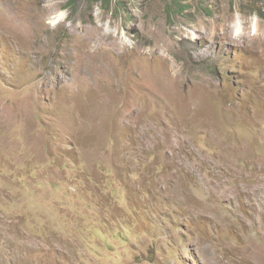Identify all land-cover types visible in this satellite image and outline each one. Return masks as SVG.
<instances>
[{
	"label": "rangeland",
	"instance_id": "rangeland-1",
	"mask_svg": "<svg viewBox=\"0 0 264 264\" xmlns=\"http://www.w3.org/2000/svg\"><path fill=\"white\" fill-rule=\"evenodd\" d=\"M69 2L0 0V264H264V0Z\"/></svg>",
	"mask_w": 264,
	"mask_h": 264
},
{
	"label": "trees",
	"instance_id": "trees-1",
	"mask_svg": "<svg viewBox=\"0 0 264 264\" xmlns=\"http://www.w3.org/2000/svg\"><path fill=\"white\" fill-rule=\"evenodd\" d=\"M80 0H70V2L68 3V7H73L76 6L78 4ZM93 4H97L99 2H101L103 5H111L113 3V0H90ZM119 3L120 1H124V0H118ZM119 8V7H117Z\"/></svg>",
	"mask_w": 264,
	"mask_h": 264
},
{
	"label": "bare ground",
	"instance_id": "bare-ground-1",
	"mask_svg": "<svg viewBox=\"0 0 264 264\" xmlns=\"http://www.w3.org/2000/svg\"><path fill=\"white\" fill-rule=\"evenodd\" d=\"M22 50V49H21Z\"/></svg>",
	"mask_w": 264,
	"mask_h": 264
}]
</instances>
